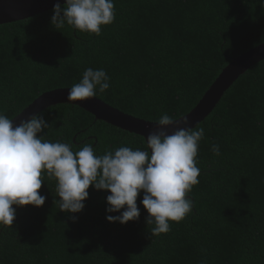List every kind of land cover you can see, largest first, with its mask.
I'll return each mask as SVG.
<instances>
[{"label":"trees","instance_id":"16d2710c","mask_svg":"<svg viewBox=\"0 0 264 264\" xmlns=\"http://www.w3.org/2000/svg\"><path fill=\"white\" fill-rule=\"evenodd\" d=\"M63 5V4H62ZM115 20L99 36L65 24L52 9L0 24V112L9 119L40 94L103 68L110 88L97 97L149 121L190 111L232 58L264 42V0H114ZM42 135L97 154L146 147L142 136L67 103L45 108ZM197 126L205 129L190 214L150 235L146 209L109 222L107 190H87L78 213L59 209L55 181L42 206H15L0 226V264H264V59L241 74ZM195 126L193 129H195ZM219 145L215 156L212 145ZM123 210V209H122ZM121 210V211H122ZM75 217L73 220L71 217Z\"/></svg>","mask_w":264,"mask_h":264},{"label":"clouds","instance_id":"9594fccd","mask_svg":"<svg viewBox=\"0 0 264 264\" xmlns=\"http://www.w3.org/2000/svg\"><path fill=\"white\" fill-rule=\"evenodd\" d=\"M52 11L50 22L56 29L67 24L97 36L102 26L115 20L114 0H64L63 5L55 3ZM109 81L103 68L88 67L80 81L70 87L67 100L95 97L110 88ZM155 122L157 127L148 132L144 149L121 146L100 155L90 143L73 151L69 143L45 139L41 133L50 123L43 111L15 125L0 112V226L13 224V205L39 207L45 203V195L38 190L46 175L55 181L61 211L80 212L92 186L109 193L105 211L119 213L106 219L124 224L139 218L137 198L142 193L140 203L148 213L146 223L153 226L149 234L169 232L170 222H180L192 212L193 202L187 194L199 183L197 156L205 129L180 127L188 123L187 117L176 121L167 112ZM174 123L175 130L169 132L168 126ZM211 150L215 156L220 155L219 145L213 144Z\"/></svg>","mask_w":264,"mask_h":264},{"label":"water","instance_id":"95a60500","mask_svg":"<svg viewBox=\"0 0 264 264\" xmlns=\"http://www.w3.org/2000/svg\"><path fill=\"white\" fill-rule=\"evenodd\" d=\"M55 3L62 5L64 0H0V24L45 12L52 9ZM263 59L264 42L232 58L203 93L195 106L186 114L176 118V121H180L187 117L188 123L186 125L181 123L179 126L192 128L197 126L215 108L233 82L251 66ZM69 89L70 87L56 88L40 94L11 120L15 125L20 120L27 119L31 114L41 112L51 105L67 103L84 109L92 114L96 120L104 121L120 129L137 134L144 139H146L150 130H154L157 127L155 121L125 113L97 96L82 101L67 100ZM175 127V123L168 126V131H174Z\"/></svg>","mask_w":264,"mask_h":264}]
</instances>
